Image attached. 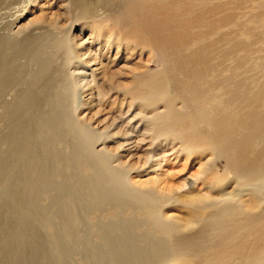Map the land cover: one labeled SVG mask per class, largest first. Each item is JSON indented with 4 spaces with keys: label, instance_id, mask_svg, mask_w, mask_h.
Returning a JSON list of instances; mask_svg holds the SVG:
<instances>
[{
    "label": "bare ground",
    "instance_id": "1",
    "mask_svg": "<svg viewBox=\"0 0 264 264\" xmlns=\"http://www.w3.org/2000/svg\"><path fill=\"white\" fill-rule=\"evenodd\" d=\"M251 1L254 0H65L64 8L71 16L69 30L62 33L60 43L55 41L59 36L48 35L43 40L46 51L42 52H47L48 60L32 78L35 88L17 90L14 100L4 105L3 113H13L9 114L7 124L17 129V135L10 134L7 141L14 144L18 136L25 138L29 129L22 125L17 113H36L48 107L49 102L51 106V95L64 91L67 77L74 91L73 110L80 111L84 107L82 83L88 76L90 81L85 91L96 88L101 97L105 88L108 94L124 96L129 107L134 105L150 114L147 122L151 142L177 147L175 154L180 156L201 158L197 161L198 175L182 180V193L171 189L166 194L153 187L133 185L130 175L137 171L127 172L114 165L112 169L118 170L115 174L108 167L109 181L126 189L130 186L128 203L125 202L128 210L143 207L149 211L159 232L168 239L161 245L147 240L140 241L141 245L132 240L133 246L127 245L131 229L119 221L108 239L110 251L139 256L164 249L172 257L187 258V264H219L223 258L235 259L233 264H264V60L251 57L255 53L253 41L261 40L263 34L255 36L249 25L252 20L238 17V10ZM260 8L264 10V5ZM259 14L264 11L259 10ZM258 17L252 15L250 19ZM58 25L56 21L49 24L54 31L60 30ZM75 25L80 26L81 33L88 30L91 43L99 49H113L117 54L148 52L159 70L133 75L128 87L100 85L97 77L107 74L108 65H101L97 74L88 68L89 61L80 55L83 49L72 48L70 33ZM21 31L18 27L15 32L21 34ZM241 33L246 37L240 36ZM9 37L5 43L13 41ZM58 52L64 55L60 58L63 64L57 68L65 73L62 78L60 70L55 69L57 65L52 66ZM16 56L19 58V54ZM16 78L13 74L0 78V97L8 93ZM45 122L53 123L50 119ZM45 127L48 131L51 128ZM106 140V134L94 137L89 133L82 141L85 147L93 149ZM104 149L91 155L111 167L113 157ZM208 156L211 158L205 159ZM219 159L223 160L227 174L223 181L215 183L220 190L212 192L213 185L203 188V176L213 170ZM32 161L28 163L30 170L34 168ZM89 165L90 159L80 162V166ZM150 182L158 185L157 180ZM226 183L233 185L232 192L226 193L222 188ZM113 184L107 187L108 192H113ZM200 184L202 188L198 187ZM91 193L98 195L97 185ZM160 200L168 209L183 208L188 212L180 226L174 223V214L163 217L162 212L152 211ZM187 231L191 233L185 234ZM239 236L241 239H236Z\"/></svg>",
    "mask_w": 264,
    "mask_h": 264
},
{
    "label": "rangeland",
    "instance_id": "2",
    "mask_svg": "<svg viewBox=\"0 0 264 264\" xmlns=\"http://www.w3.org/2000/svg\"><path fill=\"white\" fill-rule=\"evenodd\" d=\"M64 1L0 0V62L3 63L0 64V78H8L11 74L17 77L8 93L0 97V264H187V258L172 257L164 249L139 255L140 257L136 253L122 254L120 251V254L109 250L111 245L108 239L119 221L124 227L131 229V239L128 238L125 242L127 245L133 246L134 242L141 245L142 240L160 244L168 242V239L159 232L155 218H151L149 211H145L143 207L135 209L136 211L128 210L125 202L130 186L127 185L126 189L117 182L113 184L109 181L108 167L112 169L115 165L127 172H140L130 175V183L133 185L153 187L166 194L171 189L182 193V180L198 175L197 161L201 159L195 155H177V147L170 144L151 142L147 122L150 114L134 105L129 107L124 96L108 94L105 88L101 97L97 95L96 88L91 87L85 91L90 81L87 76L81 89L84 107L76 112L72 106L73 87L67 77L66 84L69 86L65 84L67 87L63 92L51 95V106L49 102L48 107L40 109L42 112L17 113L19 121L30 132L25 129L27 136H18L19 139L14 144L7 141L12 136L10 134L17 135V129L14 130L7 124L9 114L13 113H3L2 109L14 100L17 90L35 88V85L32 86V78L38 75L43 63L48 60L47 52H42L46 51L43 40L50 35V38L59 36L55 40L57 43L62 41V33L71 25V16L64 8ZM262 5L264 0L251 1L238 10V17L252 20L249 25L255 36L263 34L261 40L253 41L256 43L255 53L251 57L264 60V14H259V10L264 11L260 8ZM252 15L259 17L250 19ZM49 21H56L60 30L54 31L49 26ZM18 27L22 30L21 34L15 32ZM70 34L72 48L83 49L80 55L85 56V61L87 58L90 70L97 74L101 65H108L107 74L97 77V82L102 86L128 87L133 75L159 70L158 63L151 59L148 52L117 54L113 49L100 50L91 43L89 31L83 30L81 33L79 25H75ZM2 35L5 36L3 39ZM240 36L246 37L243 33ZM8 37L13 41L7 40L6 44L4 40ZM61 53L63 52L56 54L52 63V66L57 65L53 66L57 71L60 70L57 69L60 63L63 64L60 58L64 55ZM16 54H19V58ZM51 59L52 57L50 61ZM62 75L60 70L61 78L65 73ZM60 79L58 82H61ZM45 119H50L53 123L46 124ZM46 125L51 126L49 131ZM89 133L94 137L106 134L107 140L90 149L82 141ZM100 148H105L113 157L111 167L99 163L92 156V152ZM15 151H18L17 154ZM210 158L208 156L205 159ZM31 159V166L35 169L32 167L30 170L28 163ZM88 159L89 166H80V162ZM103 162L106 164L105 160ZM113 171L117 174L118 170ZM225 173L223 160L215 161L213 170L203 176V188L213 185L212 192L220 190L215 183L223 181ZM151 180H157L158 185L151 184ZM112 184L117 192L107 191V187ZM96 185L98 195H93L91 189ZM198 187L202 188V185ZM222 188L230 193L233 185L226 183ZM245 198L243 200L246 201ZM140 201L142 204L143 201ZM165 208V203L160 200L157 208L152 211L158 214L162 212L163 217L174 214V223L178 226L188 213L183 208ZM188 233L191 231L185 234ZM236 239H241V236ZM232 260L223 258L219 264L236 263L235 259Z\"/></svg>",
    "mask_w": 264,
    "mask_h": 264
}]
</instances>
